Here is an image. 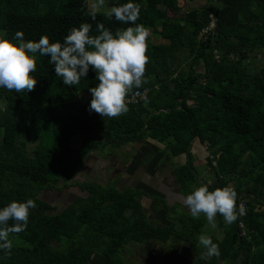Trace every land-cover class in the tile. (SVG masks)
<instances>
[{"label":"trees","instance_id":"obj_1","mask_svg":"<svg viewBox=\"0 0 264 264\" xmlns=\"http://www.w3.org/2000/svg\"><path fill=\"white\" fill-rule=\"evenodd\" d=\"M87 1L0 0V31L8 39L23 31L26 41L47 35L62 42L81 22L91 23L92 35L98 34V22L113 32L129 26L103 13L91 20ZM133 2L141 4L136 23L150 28L153 38L147 41L149 82L140 88L149 89L145 103L128 105L127 113L94 124L72 103L96 86V73L90 69L78 85H64L50 57L38 53L33 91L0 88V208L13 200L36 203L26 230L10 236L11 254L0 250V264H126L120 255L126 245L170 241L186 243L181 249L194 253L193 264H264V65L252 67L264 52V0H205L180 18L175 16L178 0ZM41 5L47 6L44 13ZM210 15L216 19L213 31L198 38ZM183 51L190 61L187 72L173 63ZM76 135L80 142L73 149L70 141ZM145 137L159 144L172 139V157L186 155L194 139L204 144V161L215 176L209 190L234 187L237 205L245 206L247 236H241L236 221L224 223L217 214L223 234L211 238L220 256L201 259V224L183 216H167L168 224L152 220L139 198L141 190L77 183L81 194L56 213L39 198L43 190H58L59 182L68 181L91 153ZM170 174L181 192L191 194L195 176L188 162L177 163Z\"/></svg>","mask_w":264,"mask_h":264},{"label":"clouds","instance_id":"obj_2","mask_svg":"<svg viewBox=\"0 0 264 264\" xmlns=\"http://www.w3.org/2000/svg\"><path fill=\"white\" fill-rule=\"evenodd\" d=\"M105 8H108V20L114 18L129 26L113 32L98 22V34L92 35L91 23L81 22L78 27L73 26L67 31L62 42H52L47 35L26 41L23 31H16L12 39H8L7 33L0 31V88L16 93L33 91L37 80L32 73L37 70L38 53L41 57H50L48 62L54 65L55 74L62 78L64 85H78L90 69L96 73L98 83L89 89L92 95L89 112L110 119L127 113L129 94L149 82L145 72L149 63L146 53L151 30L136 23L140 18V3L128 0L109 6L106 0H94L89 13L91 20L95 21L97 13ZM236 201L237 193L233 186L210 191L208 184H202L186 195L182 202L193 218L203 214L214 229L217 227V214L225 223L232 224L239 214L244 213V206L238 208ZM35 207V201L27 199L24 202L13 200L0 208V250L6 255L11 254L13 247L10 236L26 230L30 210ZM9 221H12L11 225ZM198 240L204 249L201 259L220 256L218 244L209 235L201 234Z\"/></svg>","mask_w":264,"mask_h":264},{"label":"rangeland","instance_id":"obj_3","mask_svg":"<svg viewBox=\"0 0 264 264\" xmlns=\"http://www.w3.org/2000/svg\"><path fill=\"white\" fill-rule=\"evenodd\" d=\"M93 2L94 0L87 1L89 11L92 10L91 5ZM113 2L114 0H106V4L109 6L114 5ZM204 3L205 0H194L191 2L189 0H178L179 13L178 15L175 14V16L180 18L188 9L199 7ZM46 7V5L39 6V12L44 13ZM107 11L108 8H105L98 13L107 14ZM173 63L175 69L179 72H187L188 64L190 63L187 52L183 51L176 54ZM262 65H264V52L256 57L252 67L258 70ZM202 69L203 66L200 65L198 70L201 71ZM0 105L2 104L0 103ZM103 122L104 120H100L99 123L101 124ZM45 137H48V134H45ZM145 139L147 140L148 137H145ZM79 142V136H74L70 141L71 147L73 149L78 147ZM149 142L153 143L151 140H149ZM142 144L143 146L145 145V143ZM170 144H173L172 139L164 141L161 146L155 147L154 151L152 150L155 155H158V160L156 162H132L133 159L130 158V151L133 149V151L139 149L141 143H134L133 145L127 146V148L124 147L125 149H119V147H117L114 148L115 150H110V152L107 148L104 150L101 149V146L99 149H101L102 153L101 151H95V153H93L102 157L105 154L106 158L103 159V157L99 159V161L107 160V155L110 153L113 157H119V160L116 162H108V160L107 162H94V160H88L86 158L82 161V164L78 165V168L68 181L59 182L58 190H43L40 192L39 198L52 205L54 210L51 213H56L68 205L75 196L81 194L79 187L76 185L77 183L83 184L97 182L102 186L114 185L120 190L134 188L143 191V194L139 196V198L152 220L157 219L163 224H168L170 221L166 219L167 216H170L171 218L183 216L186 219H191L192 222L201 224L199 228L200 232L197 234L198 244V238L201 234L221 238L223 233L218 226L217 219V227L213 229L208 224L207 219L203 214H201L199 218H193L190 211L184 206L182 202L184 198L183 195L186 196L189 193H187V189H182L181 192L180 186L173 180L174 176H171L170 174L176 164H180V162L175 163L172 161L174 157L170 155L168 149ZM151 154L152 152L147 153V155ZM145 157V155L142 156V158ZM166 159H168L169 162H167ZM188 165L192 166V174L195 176V181L189 186L190 190H195L202 184L208 183L207 181L210 183V181L212 182L215 180V176L207 172L205 162H201V160L195 162V158L191 157L188 161ZM155 171L157 172L154 176L156 179L153 180L150 178L152 177V174L150 173ZM180 171H182V173H187V170L184 167L180 168ZM154 196L167 202V205L170 207L165 209L162 204L159 203V199L154 198ZM221 220L225 223L223 218ZM182 246L186 247V243L174 244L170 241L167 244L156 242H149L147 244H128L124 250H122L120 255L123 257L126 264H193L195 261L194 253L192 251L189 252L190 254L187 253L181 249Z\"/></svg>","mask_w":264,"mask_h":264},{"label":"crops","instance_id":"obj_4","mask_svg":"<svg viewBox=\"0 0 264 264\" xmlns=\"http://www.w3.org/2000/svg\"><path fill=\"white\" fill-rule=\"evenodd\" d=\"M197 1V0H196ZM149 40H151L152 41V31H151V35L149 36V38H148ZM91 98H92V95L90 94V93H81V94H78L76 97H75V99H74V101H73V103H72V105L74 106V104H76L77 103V105H76V109L78 108L79 110V112L80 113H82V114H84L86 117H88L90 120H92V122L95 124H100L99 122H100V120H104V122L103 123H105L107 120H108V118L107 117H101L99 114H97V113H95V112H89V104H90V101H91ZM81 104V105H80ZM88 108V109H87ZM103 123H101V124H103ZM149 140H151L153 143H151V142H149ZM134 143H141V145H140V148L139 149H135V151H133V153H132V151H130L131 152V159H133L132 160V162H156L157 160H158V155L156 154H154L153 153V151L155 150V147H159V146H161V144H159V143H157V142H155L154 140H152L151 138H148L147 140L144 138L143 140H141L140 142H134ZM134 143H128V144H124V145H121L120 147H119V149H125V148H127V146H130V145H133ZM142 143H145V145L143 146V144ZM125 147V148H124ZM108 149L109 151L110 150H113V146H111V145H108V146H106V147H104L103 148V150L104 149ZM153 150V151H152ZM97 151H101V150H97ZM129 152V153H130ZM149 152H152V154L151 155H147V153H149ZM93 153H95V152H93ZM93 153H91L89 156H90V158L89 159H91V160H94V162H101L102 160H100L99 161V159H101V158H103V159H105L106 158V156H105V154L103 155V157L102 156H97V155H95V154H93ZM101 153H102V151H101ZM109 153V152H108ZM145 153V154H144ZM143 155H145L146 157L145 158H142V156ZM92 156V157H91ZM208 156V153H207V151H206V146H204V144H201L199 141H198V139H194V141L192 142V145H191V148L189 149V151H188V153H186V155H181V156H178V157H174L173 158V162H180V164H183L184 162H188L189 161V159L191 158V157H193V158H195V162H199L200 160H201V162H205L204 160H205V158ZM107 157H110L111 159L112 158H115V159H113L115 162L117 161V160H119V157H113L112 156V154H111V156L110 155H107ZM200 158H202V159H200ZM200 159V160H199ZM142 160V161H141ZM188 160V161H187ZM166 161L167 162H169L168 161V159H166ZM103 162V161H102ZM128 162H130V161H128ZM206 164V163H205ZM206 166H207V164H206ZM158 167V166H157ZM207 172L209 173V174H211L212 175V169L209 167V166H207ZM174 180V179H173ZM208 183H206V184H208V185H211L212 184V182L210 181V183H209V181H207Z\"/></svg>","mask_w":264,"mask_h":264},{"label":"built area","instance_id":"obj_5","mask_svg":"<svg viewBox=\"0 0 264 264\" xmlns=\"http://www.w3.org/2000/svg\"><path fill=\"white\" fill-rule=\"evenodd\" d=\"M209 18H210V22L208 26L201 30V32L198 35V38H202L203 36L213 31L215 24H216V19L211 15L209 16ZM148 94H149L148 88H142V89H137V90L132 91L127 97L128 105H136L139 103H145L148 100ZM212 165H215V163L213 162ZM240 205L244 206V204L240 202L238 203L237 207L239 208ZM244 217H245V211L243 214H239L238 219L236 220L237 227L238 229L241 230V233H240L241 236H247V232L244 229V223H243Z\"/></svg>","mask_w":264,"mask_h":264},{"label":"flooded vegetation","instance_id":"obj_6","mask_svg":"<svg viewBox=\"0 0 264 264\" xmlns=\"http://www.w3.org/2000/svg\"><path fill=\"white\" fill-rule=\"evenodd\" d=\"M113 150H115L114 148H113ZM110 152V151H109ZM110 156H111V153L109 154ZM181 155H183V154H181ZM180 155V156H181ZM108 162H115L113 159H111L110 157H108ZM107 160H103V162H107ZM150 174H152V177H150V178H152L153 180H155L156 178H154V176L157 174V172L155 171V172H153V173H150ZM150 217V216H149ZM151 218V217H150Z\"/></svg>","mask_w":264,"mask_h":264}]
</instances>
